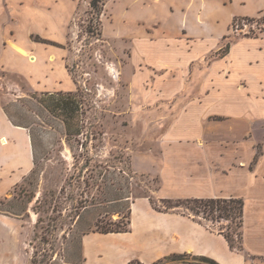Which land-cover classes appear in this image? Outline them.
<instances>
[{
    "label": "rangeland",
    "instance_id": "rangeland-1",
    "mask_svg": "<svg viewBox=\"0 0 264 264\" xmlns=\"http://www.w3.org/2000/svg\"><path fill=\"white\" fill-rule=\"evenodd\" d=\"M113 1L105 0L102 10L91 0L80 3L67 63L74 91L47 95L22 75L0 70L2 104L28 126L35 157L33 170L0 201V211L10 213V230L0 229V264H22L24 257L25 264H85L84 234L128 229L131 202L143 196L158 210L191 214L216 231L227 226L217 208L157 196L167 140L174 136L196 142V152L201 143L214 156L225 174L215 171L212 188L244 200L243 227L231 223L236 245L242 233V245L264 253V35L238 39L258 35L264 15L237 18L224 42L234 41L235 50L223 72L217 66L221 74L209 59L171 67L174 58L162 48L135 53L130 40L106 38L102 18ZM261 10L264 0H235L214 29L219 35L231 15ZM244 77L252 79V94L244 92ZM58 99L67 105L55 108Z\"/></svg>",
    "mask_w": 264,
    "mask_h": 264
},
{
    "label": "crops",
    "instance_id": "crops-1",
    "mask_svg": "<svg viewBox=\"0 0 264 264\" xmlns=\"http://www.w3.org/2000/svg\"><path fill=\"white\" fill-rule=\"evenodd\" d=\"M234 1L115 0L103 14L102 35L125 43L130 40L135 53L140 47L162 48L174 58V62L167 63L171 67L184 68L209 59L211 66H220L223 72L230 63L235 42L230 44L224 56L218 51L232 36L234 21L264 15V10L256 16L232 13L227 28L221 29L218 35L214 23L221 24L224 8ZM81 2L0 0V70L22 75L34 91H74L76 85L67 63L71 52L70 38ZM261 35L264 32L238 39ZM216 36L221 40L211 46L210 42ZM212 54L215 57L210 58ZM140 60L166 65L146 58ZM241 80L249 83L244 92L252 94V79L244 77ZM180 131L186 133L185 127ZM167 141L170 146L162 160V185L157 191L161 200L235 197L212 188L210 183L220 168L214 166V156L203 149L201 143H197L199 151L196 152L192 146L196 142L187 144L183 136H174ZM176 144L199 153L200 158L183 155ZM34 165L31 132L28 127L12 122L0 96V201L33 170ZM166 169L170 171L165 173ZM4 225L10 230V213L0 211V229ZM83 242L85 264H130L132 261L140 264H207L172 260L176 254L207 256L221 264H264V253L249 249L245 241L244 251L234 250L223 234L191 214L156 209L149 196L132 200L126 231L88 232L84 234ZM22 264H25V257Z\"/></svg>",
    "mask_w": 264,
    "mask_h": 264
},
{
    "label": "trees",
    "instance_id": "trees-1",
    "mask_svg": "<svg viewBox=\"0 0 264 264\" xmlns=\"http://www.w3.org/2000/svg\"><path fill=\"white\" fill-rule=\"evenodd\" d=\"M91 7L96 9V10H102L103 4H105V0H91ZM243 19H252L255 20V18H250L246 17ZM237 20V19H236ZM235 20V21H236ZM234 21V23H235ZM264 32V27L260 29V33ZM230 49V43L227 42L219 51L218 54L221 56H224ZM47 95H54L50 94L48 92H45ZM62 92H58L60 94ZM61 99V98H60ZM58 99V103L54 105L56 108L57 106L59 107H65L64 104L65 102H62V100ZM60 100V101H59ZM10 119L15 125H20V126H26L22 122L18 121L15 119V117L7 112ZM163 202H171V199H163ZM177 202H194L201 204L202 207H205L206 209H210V212H213L215 208L219 210L218 217L220 219L228 220L230 223L225 226V227H220L217 229V231L221 234H223L227 240L230 243V246L237 251H243L244 250V245H242V233H237V238L238 241H240V244L236 245L234 236L236 234V230L232 228L231 223L236 222L237 220V230H240V227H243L244 224V200L239 197H230V198H186L185 200L182 199H177ZM127 229H112V230H106L105 232H113V231H126ZM240 232V231H239ZM172 260L176 261H182V262H188V261H193V262H198V263H207V264H221L215 259H212L207 256H197V255H190V254H176L172 258ZM138 263L136 261H132L130 264ZM140 264V263H138Z\"/></svg>",
    "mask_w": 264,
    "mask_h": 264
},
{
    "label": "bare ground",
    "instance_id": "bare-ground-1",
    "mask_svg": "<svg viewBox=\"0 0 264 264\" xmlns=\"http://www.w3.org/2000/svg\"><path fill=\"white\" fill-rule=\"evenodd\" d=\"M30 56H31V55H30ZM31 58H32V57H31ZM31 58H30V59H31Z\"/></svg>",
    "mask_w": 264,
    "mask_h": 264
}]
</instances>
